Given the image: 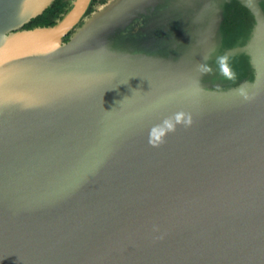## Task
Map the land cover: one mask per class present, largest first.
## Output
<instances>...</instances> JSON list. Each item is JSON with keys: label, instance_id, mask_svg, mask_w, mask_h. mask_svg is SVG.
<instances>
[{"label": "water", "instance_id": "obj_1", "mask_svg": "<svg viewBox=\"0 0 264 264\" xmlns=\"http://www.w3.org/2000/svg\"><path fill=\"white\" fill-rule=\"evenodd\" d=\"M53 1L0 0V264H264V0H70L24 28Z\"/></svg>", "mask_w": 264, "mask_h": 264}, {"label": "clouds", "instance_id": "obj_2", "mask_svg": "<svg viewBox=\"0 0 264 264\" xmlns=\"http://www.w3.org/2000/svg\"><path fill=\"white\" fill-rule=\"evenodd\" d=\"M207 61L208 57L204 58ZM216 64L218 65V72L219 75L228 81H235L237 79V73L232 69L229 64V56L224 54L217 56ZM198 71L201 72L202 75L204 74H212L213 69L208 63H201L197 66ZM238 94L242 97L245 101H250L254 99L253 96L249 95L248 91L244 87H240L237 89ZM193 123L192 116L190 113L179 112L174 114V116L166 119L162 125H157L156 128L160 130V135L153 136L150 133L149 136V144L152 147H159L161 144L164 143V137L168 133L175 132L177 126H183L185 128L190 127ZM155 131V129L153 130Z\"/></svg>", "mask_w": 264, "mask_h": 264}, {"label": "trees", "instance_id": "obj_3", "mask_svg": "<svg viewBox=\"0 0 264 264\" xmlns=\"http://www.w3.org/2000/svg\"><path fill=\"white\" fill-rule=\"evenodd\" d=\"M64 4H65L64 0H54L53 3L49 7H47L40 15H38L37 17L33 18L30 22L25 24L24 28H32L35 26L53 25L55 23V19L61 17V14L63 12H65L66 9L68 8L67 7L66 9H64L63 8ZM233 4H231V5L233 6ZM231 5H228L226 7V14H225V18L223 20V25H222L226 32H227V30L225 28V25L230 23L229 18H227V9ZM241 9H242L243 13H246V11L243 8H241ZM242 23H243L242 21L237 22V23H235V26H239Z\"/></svg>", "mask_w": 264, "mask_h": 264}, {"label": "flooded vegetation", "instance_id": "obj_4", "mask_svg": "<svg viewBox=\"0 0 264 264\" xmlns=\"http://www.w3.org/2000/svg\"><path fill=\"white\" fill-rule=\"evenodd\" d=\"M104 0H92L91 6L89 7L87 13L93 9L96 4L102 3ZM65 4L63 8L66 9L69 6V1L64 0ZM233 4V3H232ZM235 4V5H234ZM233 6H229L227 9V18H229V24L225 25L227 32L233 31L239 27H242L247 22V14L242 12V9L238 7L236 3ZM242 21L243 23L239 26H235V23Z\"/></svg>", "mask_w": 264, "mask_h": 264}, {"label": "rangeland", "instance_id": "obj_5", "mask_svg": "<svg viewBox=\"0 0 264 264\" xmlns=\"http://www.w3.org/2000/svg\"><path fill=\"white\" fill-rule=\"evenodd\" d=\"M68 1L70 2V0H68ZM99 4H100V3H99ZM96 5H98V4H96ZM96 5H95V6H96Z\"/></svg>", "mask_w": 264, "mask_h": 264}]
</instances>
